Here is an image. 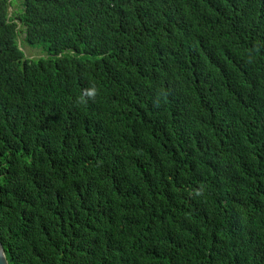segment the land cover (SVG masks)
I'll return each instance as SVG.
<instances>
[{
  "label": "trees",
  "instance_id": "16d2710c",
  "mask_svg": "<svg viewBox=\"0 0 264 264\" xmlns=\"http://www.w3.org/2000/svg\"><path fill=\"white\" fill-rule=\"evenodd\" d=\"M0 242L264 264V0H0Z\"/></svg>",
  "mask_w": 264,
  "mask_h": 264
},
{
  "label": "clouds",
  "instance_id": "9594fccd",
  "mask_svg": "<svg viewBox=\"0 0 264 264\" xmlns=\"http://www.w3.org/2000/svg\"><path fill=\"white\" fill-rule=\"evenodd\" d=\"M10 16H11V18H10ZM9 20L10 19H12L13 18V12H12V9H10L9 8V15H8V17H7ZM17 40H19V41H21L22 40V44H24L25 45V47L27 48V52H28V54H27V56H25V54L23 53V56L25 57V59H30V60H35V61H38V60H40V59H46V56H47V54H46V52L43 50V46L41 45V44H37L40 48H37L36 46H32V47H30V46H28V45H26L25 44V41H24V38L21 36L19 39H17ZM17 40H16V43H17ZM18 46V45H17ZM19 47V46H18ZM20 49V48H19ZM37 54L39 55L38 57H35V58H29V56L30 55H32V56H34V55H36L37 56ZM2 245V244H1ZM2 247H3V245H2ZM12 262V261H11ZM10 262V263H11Z\"/></svg>",
  "mask_w": 264,
  "mask_h": 264
},
{
  "label": "rangeland",
  "instance_id": "374dc122",
  "mask_svg": "<svg viewBox=\"0 0 264 264\" xmlns=\"http://www.w3.org/2000/svg\"><path fill=\"white\" fill-rule=\"evenodd\" d=\"M10 18H11V16H10ZM21 42H22V40L21 41L17 40V45L19 46L20 50L25 54V56H27V54H28L27 48ZM38 56H39L38 54H37V56L36 55H34V56L30 55L29 58H35Z\"/></svg>",
  "mask_w": 264,
  "mask_h": 264
},
{
  "label": "water",
  "instance_id": "95a60500",
  "mask_svg": "<svg viewBox=\"0 0 264 264\" xmlns=\"http://www.w3.org/2000/svg\"><path fill=\"white\" fill-rule=\"evenodd\" d=\"M9 262H11V260H9L8 263ZM0 264H7L5 256H4V250H3L1 243H0Z\"/></svg>",
  "mask_w": 264,
  "mask_h": 264
},
{
  "label": "flooded vegetation",
  "instance_id": "af4514ba",
  "mask_svg": "<svg viewBox=\"0 0 264 264\" xmlns=\"http://www.w3.org/2000/svg\"><path fill=\"white\" fill-rule=\"evenodd\" d=\"M1 243V242H0ZM2 244V243H1ZM3 250H4V256H5V259H6V263L7 264H11L10 262L8 263L9 259L7 258V254L5 252V249H4V246H3Z\"/></svg>",
  "mask_w": 264,
  "mask_h": 264
}]
</instances>
